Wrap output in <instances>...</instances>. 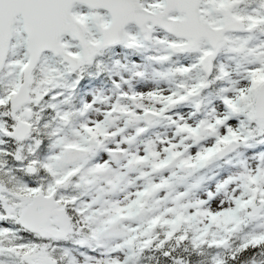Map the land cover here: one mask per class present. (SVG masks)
Segmentation results:
<instances>
[{"label": "snow or ice", "instance_id": "snow-or-ice-1", "mask_svg": "<svg viewBox=\"0 0 264 264\" xmlns=\"http://www.w3.org/2000/svg\"><path fill=\"white\" fill-rule=\"evenodd\" d=\"M0 264H264V0H0Z\"/></svg>", "mask_w": 264, "mask_h": 264}]
</instances>
